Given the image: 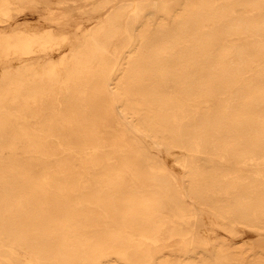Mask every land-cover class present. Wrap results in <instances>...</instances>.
Returning <instances> with one entry per match:
<instances>
[{"label": "bare ground", "instance_id": "bare-ground-1", "mask_svg": "<svg viewBox=\"0 0 264 264\" xmlns=\"http://www.w3.org/2000/svg\"><path fill=\"white\" fill-rule=\"evenodd\" d=\"M91 10L0 0V264H264V0Z\"/></svg>", "mask_w": 264, "mask_h": 264}, {"label": "rangeland", "instance_id": "rangeland-1", "mask_svg": "<svg viewBox=\"0 0 264 264\" xmlns=\"http://www.w3.org/2000/svg\"><path fill=\"white\" fill-rule=\"evenodd\" d=\"M61 1L63 2V10L70 14V19L68 21H59V24H56L55 27H57V31H66L71 39H79L87 28L98 20L103 12H93L91 10L92 3L95 0ZM13 22L20 23L30 29H35L40 24V16L36 12L28 11L15 16ZM157 157L160 158L159 156ZM206 227L216 234L227 237L230 242L236 241L234 245H238L244 239L249 241L255 250L259 247H264V237H258L246 231H239L234 235H229L214 225L208 224Z\"/></svg>", "mask_w": 264, "mask_h": 264}]
</instances>
